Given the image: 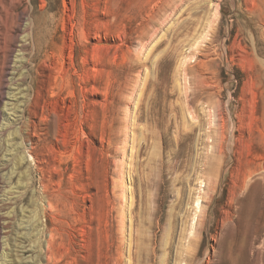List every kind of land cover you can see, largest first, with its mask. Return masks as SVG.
Instances as JSON below:
<instances>
[{
    "label": "rangeland",
    "instance_id": "obj_1",
    "mask_svg": "<svg viewBox=\"0 0 264 264\" xmlns=\"http://www.w3.org/2000/svg\"><path fill=\"white\" fill-rule=\"evenodd\" d=\"M59 68L19 132L24 257L42 198L41 264H264V194L258 216L238 188L264 167V0H0V112Z\"/></svg>",
    "mask_w": 264,
    "mask_h": 264
},
{
    "label": "bare ground",
    "instance_id": "obj_2",
    "mask_svg": "<svg viewBox=\"0 0 264 264\" xmlns=\"http://www.w3.org/2000/svg\"><path fill=\"white\" fill-rule=\"evenodd\" d=\"M27 37H31L29 33H26L24 35L21 44L18 46L19 50L18 49L16 50L15 56L13 57L14 58L13 70L12 73L10 72L11 73L10 77L7 78L9 81L14 80V74L18 70L24 67L23 64L24 62L26 61L29 62V59L24 60L22 57L23 56L22 48H24L25 45L28 44ZM57 71L58 73L55 75L52 73L48 75L45 73L44 70H42L38 73L37 75L38 78L36 77L32 79V86H33L32 94L27 99L26 101L27 104L25 108L19 109L17 111L13 110V113L5 109L0 112V158H1L0 173L2 175V179L5 182L4 185L5 186L11 185L12 178L18 173L17 164L18 166H21L22 164L27 165V175H24L26 176V181L24 179V181L22 182L20 178H19L20 180H18L19 188L17 189L19 190L21 189V191L18 190L19 192H16L15 196H11V197L4 196L2 199V208L0 211V216L2 219V226L0 228V242H1L0 264H41V260L43 258L42 255L43 253L46 252L47 243L41 245L42 242L40 243L37 237L34 238V235L36 233L37 235H40L43 232L44 227H42L43 226L42 215L46 210V208H48L49 206L48 202L44 201L42 198H39L40 200L36 204L37 206L35 208L36 210L34 209L35 214L33 216L35 217L36 224L35 226H33V229H36L37 232L34 235H32L31 237L32 243L28 249L29 252L30 251L33 253L35 252V255L32 256L31 258H29L30 256L27 258L24 257L25 253H27L26 248L24 246L19 247L20 242L17 239L18 238L17 233L20 231L23 223L22 222L23 220L20 221V218L23 214V209L18 206L22 197L25 195L27 191H29L32 185V180H33L32 172L35 170V168H37V164H38V159L33 154L34 148L28 136L27 137H25L26 135L20 136L19 132L22 128L28 131L30 122L32 120L31 111L33 109L36 110L37 108L42 106L44 102V96H43L44 87L46 86L49 88L54 84H57L58 80L62 82L65 81L61 69L59 68ZM10 94L11 92L8 91L6 94L7 95L6 101H8L9 98H11ZM4 105L5 108L8 105V103L4 102ZM257 169L264 170V167L263 165L260 164H256L255 167H252L250 165L244 167L241 172V178L238 188L239 190H241V195H242V200H241L242 205H240L242 209L248 211L250 208L252 209V211H257L258 216H260L262 215V212L258 208L261 207L260 205L262 204L258 205L256 203L257 201H254L253 199L251 200V204H247L248 198L254 197V199L255 198L261 199V195L264 194V175L262 176V178L255 179L254 176L256 175L255 173ZM250 187H251V192L249 193L250 195L245 196L247 189ZM8 225H10V229ZM254 229H256L255 226Z\"/></svg>",
    "mask_w": 264,
    "mask_h": 264
}]
</instances>
